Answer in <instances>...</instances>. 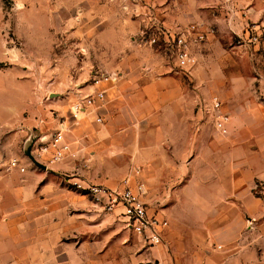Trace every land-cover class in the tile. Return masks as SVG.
Wrapping results in <instances>:
<instances>
[{
  "label": "rangeland",
  "instance_id": "374dc122",
  "mask_svg": "<svg viewBox=\"0 0 264 264\" xmlns=\"http://www.w3.org/2000/svg\"><path fill=\"white\" fill-rule=\"evenodd\" d=\"M176 8L175 0H0V122L4 115H7L8 121H14L18 116L22 127L38 137L52 132L56 129L55 124L65 120L69 135L74 137L77 133L75 128L79 127L83 133L84 147H88L83 150V145L78 147L79 141L74 144L76 140L71 138L73 148L77 147L73 150H81L83 154L64 159L71 166L67 173H78L74 164H80L81 157H84L86 172L79 177L90 183L122 188L125 177L132 174L142 177L141 172L136 174L137 170L146 169L140 155L142 149H146L139 140L142 128L134 127L133 132L126 129L132 132L126 136V140L123 135L97 138L95 134L106 132L109 123L104 112V101L91 106L88 109L90 115L82 114L81 118L74 117L70 110L76 99V89L91 83V72L119 70L126 54L124 43L121 37H117V40L112 38L109 30L115 24L120 26L133 20L137 24V31L133 34L138 44L135 50L137 58L139 52L144 53L148 58H154L159 67L182 75L189 82L197 72V79L206 87L202 98L207 97L210 101L218 96L223 101L220 111L212 110L202 118L206 124L197 131L199 136L212 135L214 130L220 133L214 124L216 115H229L222 96L223 73L254 74L256 58L250 49L247 51L234 46L238 33H224L220 19L214 17L212 21L208 17H193L190 22H179L184 25L200 23L204 28H213L214 32L192 47L194 65L192 72L186 75L174 56L164 48L146 43L141 36V29L146 25L151 30L162 21L167 24L178 22H173L167 14V11L176 13ZM115 41L119 47H114ZM258 56L264 69L263 47L259 49ZM11 108L15 111L13 115ZM5 111L6 114H2ZM122 121L115 126L117 129L113 128L114 131H125L126 123ZM221 134L224 137L228 132ZM92 145L101 154L99 162L107 164L104 171L87 165V160L85 162L91 157V150L96 148H91ZM204 146L201 144V148ZM210 148L202 150L201 159L197 161V168L210 174H203L209 181V187L195 191L196 195L192 198L187 193H180L176 199V192H170L171 188L167 185L159 189L156 173L157 169L162 170L161 162L150 160L152 163L150 166L148 164V173L142 179L149 189L147 200L152 210L164 213V243L153 247L144 245L138 235L126 228L117 211H103L94 205L90 196L84 195V199L100 212V216H84L83 221L69 218L68 231L63 237V245L67 246L68 253L62 264H159L163 257V260L169 259V254H172V261L168 264H221L223 246L219 244L218 236H214V241L209 238L210 231L220 228L216 219L218 211L223 208L218 203L219 191L211 189L214 181L218 182L219 167L215 168L213 159L203 158L216 151L213 145ZM227 151L230 149L224 146L223 152ZM73 175L71 178L78 177ZM186 179V176L179 177L178 182L183 183ZM160 180H163L161 176ZM168 180L169 177L163 182ZM67 185L74 187L71 182H67ZM201 185L196 184V189ZM207 198L211 203L204 201ZM167 213L173 215V229L176 231L173 245L169 242L171 221ZM72 249H77L76 253ZM172 250H175L176 256H173ZM56 259L54 255L48 256L47 263L56 264Z\"/></svg>",
  "mask_w": 264,
  "mask_h": 264
},
{
  "label": "crops",
  "instance_id": "0c3cea01",
  "mask_svg": "<svg viewBox=\"0 0 264 264\" xmlns=\"http://www.w3.org/2000/svg\"><path fill=\"white\" fill-rule=\"evenodd\" d=\"M175 1L178 11L172 14L167 11L173 22L187 23L193 17H208L213 21L215 17L221 20L224 33L238 34L248 24L264 26V0ZM109 31L112 38L123 39L126 54L121 67L115 71L118 73L117 81L101 86L105 96L95 104L104 101L109 123L106 132L99 131L95 136L116 138L123 135L126 140L134 127L142 128L139 140L146 149H142L140 155L146 169L138 170V174L141 172L142 177L147 175L148 164L152 163L150 160L161 162L162 170L157 169L156 173L159 189L167 185L171 188L170 192H176V199L180 193H187L192 198L196 195L195 191L208 189L209 181L204 177L210 174L197 168V161L201 159L202 150L211 149L213 145L216 151L203 158L213 159L215 168L219 167L216 169L218 182L214 181L211 189L219 191L218 203L223 208L218 211L216 219L220 228L210 231V241L218 236L219 244L223 246L221 264H264V210L262 199L257 195L259 188L264 186V69L259 63L258 45L250 49L256 58V73H223L222 96L229 113L226 123L228 135L223 137L222 132L214 130L212 135L199 136L197 131L206 124L202 118L209 114V104H205L209 99L202 98L206 87L197 79V72L189 82L182 75L159 67L154 58H148L144 53L139 52L137 58L135 50L138 44L133 39L137 24L133 20L120 26L115 24ZM234 46L245 50L243 46ZM114 47H119L117 41ZM95 89L93 85L83 87L86 92H94ZM89 108L79 117L90 115ZM10 112L13 115L15 111L11 108ZM6 116L0 122V264H51L47 263V259L52 255L58 258L56 264H62L68 253L63 237L68 231L69 218L83 221L84 216H100V212L84 199L85 194L67 185V182L79 179L86 172L84 157H81L80 164H74L79 171L75 174L67 173L71 166L64 160L45 169L37 167L23 153L25 143L34 132L30 134L27 128L22 127L18 116L14 121H8ZM121 120L126 123L125 131H114L113 128L117 129L115 126H119ZM63 121L67 126V122ZM55 126L57 128L59 123ZM75 129L77 133L74 137L66 131V140L75 153L73 157L81 150H73L77 147L73 148L71 138L76 140L74 144L78 140V147L83 145V150L88 148L84 147L79 127ZM201 144L205 146L201 148ZM224 146L230 151L223 152ZM14 158L25 167L24 171L10 166ZM100 158L96 147L85 162L87 160V165L104 171L107 164L100 163ZM73 174L78 177L71 178ZM184 176L187 179L179 183V177ZM142 177L139 179L145 182ZM168 177L169 180L164 183ZM149 182L151 184V179ZM196 184L202 185L196 189ZM204 201L211 203L208 198ZM167 215L171 221L169 236L172 240L169 242L173 245L176 233L173 215ZM80 230L83 232V229ZM76 251L72 249L73 253ZM172 252L174 256L175 250ZM171 255L169 259L163 260V257L159 264H168L172 261Z\"/></svg>",
  "mask_w": 264,
  "mask_h": 264
},
{
  "label": "built area",
  "instance_id": "2783aa9c",
  "mask_svg": "<svg viewBox=\"0 0 264 264\" xmlns=\"http://www.w3.org/2000/svg\"><path fill=\"white\" fill-rule=\"evenodd\" d=\"M148 25L141 29V36L152 46L164 48L167 53L175 57L177 65L189 75L194 65L192 47L205 40L208 34L213 33V28H204L200 23H188L186 25L176 22L167 24L165 21L151 29ZM154 34V35H152ZM149 38H148V37ZM235 44L245 49H252L254 45L264 48V26L248 24L242 33L237 34ZM118 74L97 70L91 72V83L96 87L94 92L83 91V87L76 89V99L71 105L72 115L78 117L88 107L94 106L97 100H103L105 96V83L116 81ZM206 102V101H205ZM207 112L220 111L222 102L218 96H214L208 103ZM101 121V118L98 117ZM228 114L218 113L214 121L215 127L221 132H227L226 123ZM67 126L64 122L50 133L36 137L32 147V154L45 168L64 160L67 156H75L70 143L66 140ZM10 166L25 170L17 158L12 159ZM44 168V169H45ZM138 170L136 171V174ZM76 178V177H74ZM71 184L76 190L90 196L95 206L108 213L118 212L124 220L126 228L138 235L144 245L153 247L164 243V228L166 221L162 212L152 210L147 200L148 188L145 182L135 174L123 179L122 188H111L102 184L90 183L81 178L74 179ZM258 197L262 199L264 210V186L260 187Z\"/></svg>",
  "mask_w": 264,
  "mask_h": 264
},
{
  "label": "water",
  "instance_id": "95a60500",
  "mask_svg": "<svg viewBox=\"0 0 264 264\" xmlns=\"http://www.w3.org/2000/svg\"><path fill=\"white\" fill-rule=\"evenodd\" d=\"M36 139V135L32 134V138L27 141L24 145V153L25 155H27L29 157V159L39 168H45V165H43L41 162H39L38 160H36V158L33 156L32 154V147H33V143L34 140Z\"/></svg>",
  "mask_w": 264,
  "mask_h": 264
}]
</instances>
